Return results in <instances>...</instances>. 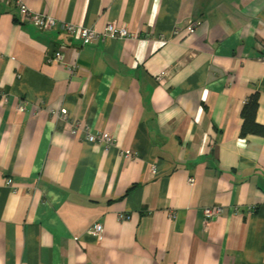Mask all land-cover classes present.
Here are the masks:
<instances>
[{
	"label": "crops",
	"instance_id": "1",
	"mask_svg": "<svg viewBox=\"0 0 264 264\" xmlns=\"http://www.w3.org/2000/svg\"><path fill=\"white\" fill-rule=\"evenodd\" d=\"M21 1L55 27L0 0V264H264V0Z\"/></svg>",
	"mask_w": 264,
	"mask_h": 264
},
{
	"label": "built area",
	"instance_id": "2",
	"mask_svg": "<svg viewBox=\"0 0 264 264\" xmlns=\"http://www.w3.org/2000/svg\"><path fill=\"white\" fill-rule=\"evenodd\" d=\"M8 1H11L16 6L21 20L29 22L31 25H33L37 29L49 31L55 27V20L52 16L32 11L21 0H8ZM61 25H62V28L65 29V31L69 33L77 32L78 37L80 38L79 40L81 44L92 43L99 38L105 39V38L117 37V38H123V39H131V40L136 38V34L130 31L126 25L117 24L116 22H112V21L105 22L100 29H97L94 27L76 26L75 24L70 23V22H63ZM194 27H195L194 21L187 22L186 28L189 31H192ZM61 57L62 56H61L60 51H55L48 58L50 61L60 62ZM61 111L63 113V110ZM78 130H79V126L77 123L71 124L70 131L73 134H75ZM86 138L89 141H97L105 146H109L112 142V137H111V134L109 133H100L98 135L87 134ZM187 181L192 184L193 179L188 178ZM11 183L12 181L10 178L5 179L6 185H10ZM220 213H221L220 206H212V207L203 208V214L206 220L208 221L213 220ZM169 214L170 216H172L173 213L169 212ZM124 217H128V216H124L122 214L119 215V218H124ZM91 230L93 234L98 237L102 231V226L100 223H95L92 225Z\"/></svg>",
	"mask_w": 264,
	"mask_h": 264
},
{
	"label": "trees",
	"instance_id": "3",
	"mask_svg": "<svg viewBox=\"0 0 264 264\" xmlns=\"http://www.w3.org/2000/svg\"><path fill=\"white\" fill-rule=\"evenodd\" d=\"M258 107L257 93H252L243 103L239 116L242 119L239 135L241 137L247 134L264 136V126L257 123L255 119Z\"/></svg>",
	"mask_w": 264,
	"mask_h": 264
}]
</instances>
